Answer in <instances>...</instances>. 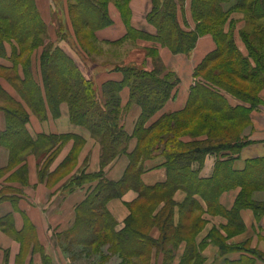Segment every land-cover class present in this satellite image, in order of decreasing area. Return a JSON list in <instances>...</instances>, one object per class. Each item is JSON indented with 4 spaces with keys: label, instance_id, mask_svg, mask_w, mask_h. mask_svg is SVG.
<instances>
[{
    "label": "trees",
    "instance_id": "obj_1",
    "mask_svg": "<svg viewBox=\"0 0 264 264\" xmlns=\"http://www.w3.org/2000/svg\"><path fill=\"white\" fill-rule=\"evenodd\" d=\"M74 1L75 4L81 3V6L86 8H84L86 17L82 19V25L84 30L90 31V36L98 41L95 31L111 23L108 12L109 0ZM183 1L152 0L153 5L148 20L157 28V34L153 36L154 40L168 46L174 53L188 54L195 47L199 36L210 33L216 40L217 48L197 67L195 71L197 82L191 89L185 109L175 113L174 116L170 115L172 118L183 117L182 120L181 118L175 120V128L170 126L171 129L169 128L168 131L165 129L157 136L151 135L150 131L171 117L163 115L150 126L146 127L145 124L172 96L178 77L159 64L160 60L155 50H150V54L156 60L152 70L137 63L101 61L88 49L84 50L86 55H89L87 62L98 72L117 70L123 74V80L108 81L103 84L102 91L99 92L92 78L84 73L62 46L56 45L52 48L53 45L49 46L50 43H47L48 48H45L40 56L42 77L40 84L34 78L31 65L33 46H39L38 42L41 41L34 38L43 31L36 1L10 0L7 5L0 3V20L8 21V25L17 31L12 33L17 41L14 45L10 43L12 47L10 54L5 46L6 39L1 37L3 35L0 33V57L12 62L11 66L0 63V69L17 68L16 77L10 80L22 84L20 89L15 83L22 98L38 112L44 109L43 93L54 109L61 102L67 101L72 121L87 127L101 143V162L104 167L120 154L129 156L130 163L119 181L108 179L103 169L94 174L83 172L78 176L80 182L89 180L97 181V184L79 204L75 225L69 231V235L78 243L90 246L96 242L114 245L124 254L125 259L140 252L145 254L147 248L158 244L149 231L143 232L139 222L140 217L148 219L152 227L157 225L163 230L164 242L167 240L170 241L169 244L175 243V239H188L184 231L189 230L190 234L195 232L192 222L196 221V217L193 218L191 225L183 224L184 220H189L191 214L200 208L194 197L195 194H200L212 206L221 192L229 186L242 183L245 189L247 184L251 185L249 181L244 180L243 175L235 174L232 168L233 154L238 153L242 146L249 142L248 139L242 137L237 140L226 139L200 145L196 140L183 141L181 137L186 134L196 136L202 132L206 133L208 140H213L210 133L216 127H221V120L223 123L229 120L250 123V113L254 104L261 102L259 95L254 94V84L259 90L264 88V0H191L195 28L186 29L178 20L179 4L181 3L182 6ZM224 4L226 6L229 4L227 10L224 9ZM233 10H241L246 18V27L240 31V36L248 48L247 56L237 47L234 35L224 29V24ZM149 36L135 28H130L127 35L132 39ZM64 39V35L59 36L60 41ZM30 41L37 43L28 46ZM23 44L30 53L19 67V62H16L15 58L23 55L25 50L22 48ZM251 60L255 62V67L251 64ZM246 67L249 70L243 71L242 69ZM213 68L217 71V75L215 74V78L211 79L208 74ZM227 77L233 81H228ZM123 86H129L131 102L142 107V114L133 134L137 137L138 143L131 152L128 151L131 136L122 124L124 109L121 106L120 93ZM223 89H227L232 96L249 106L232 105ZM5 92L0 84V95H5L3 98L8 103L19 107L1 106L6 113L8 124L2 135V143L10 149L12 162L22 161L24 152L33 142L26 128L29 115L20 101H15ZM226 99L229 107L225 105ZM190 118L193 124H184L183 121ZM181 129L182 133L176 135ZM208 153L220 154L221 158L216 162L214 175L206 179L199 176V170L193 168V163L203 162ZM226 155L229 157L222 159ZM158 156L165 158L164 165L167 168L168 178L162 183L146 185L141 177L145 171V162ZM128 188L135 189L138 198L129 205L131 213L126 219L125 227L116 231V220L110 214L107 202L121 196ZM180 188L187 191V198L180 205V209L185 213L180 224L174 227L173 211L176 202L173 196ZM166 199L170 202L169 213L160 225L159 214L167 204ZM156 201L165 202L157 213L154 210L160 202ZM243 204L252 206L257 212H264V207H257L258 205L253 201L238 202L239 206ZM196 229L197 233L199 229Z\"/></svg>",
    "mask_w": 264,
    "mask_h": 264
},
{
    "label": "crops",
    "instance_id": "obj_2",
    "mask_svg": "<svg viewBox=\"0 0 264 264\" xmlns=\"http://www.w3.org/2000/svg\"><path fill=\"white\" fill-rule=\"evenodd\" d=\"M35 1L43 18L47 9L50 14L51 5L55 3V0ZM46 2L48 8L44 5ZM61 3L64 6L67 0H61ZM152 5V0H126L122 9L115 2H109L111 23L95 31L98 42L107 45L105 52L110 60L137 63L152 70L156 60L150 50H155L159 64L166 71L177 75L178 83L172 96L147 120L146 127L163 115L185 109L191 89L197 82V67L217 48L216 40L210 33L199 36L195 47L188 54L174 53L168 46L160 44L153 37L157 34V28L148 20ZM185 14L189 19L187 10ZM130 28L150 36L128 38ZM63 41L66 42L65 39L61 40L60 46L82 69L76 56L71 53L72 49L67 50L62 45ZM239 46L242 48V45ZM6 49L10 54L11 45H7ZM0 63L12 65L11 61L3 57H0ZM32 72L42 84L37 56L33 58ZM111 80L121 81L123 74L117 70H103L94 78L98 87ZM0 84L28 111L26 128L33 140L23 160L12 162L10 149L2 143V135L8 124L5 111L0 109V264H70V258L63 250L64 242L61 239L58 241V238L75 225L79 204L97 184V181L89 180L80 182L78 176L83 172L94 174L103 169L108 179L119 181L130 163L129 156L120 154L104 167L100 143L87 127L72 121L66 101L54 109L43 93L44 109L38 112L29 106L13 86L3 80H0ZM261 98L264 101V92ZM120 100L124 109L122 124L131 136L128 144V151L131 152L138 143L133 134L142 107L131 102L129 86H123ZM231 104L249 106L233 96ZM243 134L249 142L233 154L232 168L238 176L243 175L245 181H251L254 190L249 197L240 198L245 191L242 183H235L222 191L213 206L200 194H195L200 204L196 211L200 212L198 216L204 221L201 229L192 240L180 238L169 244L170 241L164 242L161 228L153 226L149 234L158 244L153 246L149 254H144L148 255L149 264H264V212H257L250 205H238V202L253 201L257 207H264V106L251 110L250 123ZM181 139L191 141L192 137L182 136ZM220 158V154L208 153L203 162L195 161L193 168L199 170L200 177L210 178ZM164 161V156L146 160L145 171L141 176L144 184L154 185L167 180ZM137 198L138 192L128 188L121 196L107 202V208L116 220V231L125 227L131 213L129 205ZM173 198L176 202L174 227H177L182 221L180 205L186 200L187 191L180 188L175 191ZM193 218L191 214L187 222Z\"/></svg>",
    "mask_w": 264,
    "mask_h": 264
},
{
    "label": "rangeland",
    "instance_id": "obj_3",
    "mask_svg": "<svg viewBox=\"0 0 264 264\" xmlns=\"http://www.w3.org/2000/svg\"><path fill=\"white\" fill-rule=\"evenodd\" d=\"M125 1L126 0H109V2H115L116 4L120 5L122 7V9H123V4L125 3ZM8 2H10V0H3V1L0 0V3H2L4 5H7ZM109 2H108V4H109ZM44 5H46V7L48 8L47 2ZM81 5H82L81 3L75 4L74 0H67V4H65L63 6V4L61 3V0H55V3H53L51 5L50 14L48 12L49 9H47L46 16L44 18L41 14V10L38 7V9L40 11L39 13L41 15L40 21L42 23L43 31L38 33L39 35L34 38L37 41H39V40H41V41L38 42V44H40L39 46L35 47L32 45L33 49L31 52L32 53L31 65H33L34 56H37L39 58V66H40V71H41V58H40V56L42 55L43 50L45 48H48L47 43H50L49 46L53 45L52 48H54L56 45H60L59 44L60 43L59 36L64 35L66 42H64V41L61 42L62 45L65 48H67V50H70V48L72 49L71 53L73 54V56H76V60L82 66L84 73L88 77L92 78V80L94 81V78L98 73V70L96 68H94V66H90L91 64L87 62L89 55H86V52L84 50L88 49L90 51V53H93V56L95 58H97L101 61H103V60L106 61V60H110V59L107 57L108 56L107 52H105L107 45L96 41L93 36H90V31L88 32V30H86V29H85L86 31L84 30V27L82 25V19H84L86 17L85 16L86 13L84 10L85 7L83 8V6H81ZM228 5L229 4H227V6H226V4H224V6H225L224 9L227 10ZM256 8H257V6H255L254 9H256ZM186 10L189 13V19H187V17H186V14H185ZM88 11H90V10H88ZM178 20L181 23L182 27H184L185 29L188 27L195 28V21L193 19L192 11H191V0H184L182 6H181V3L179 4ZM8 24H9L8 21L0 20V33L3 35L1 37H4V39H6L5 46L11 45L10 43H12L14 45V43H16V41H17L12 36V33H17L16 29H12ZM245 27H246V18H245L244 14L241 10H233L230 13V17L228 18L227 22L224 24V29L229 34L234 35L237 47L241 50V52L244 55L247 56L249 54L248 48L240 36V31L242 29H244ZM7 37H9V38H7ZM11 37H13L14 39ZM32 41H30L28 43V46H31L30 44H34V42H32ZM37 41H35V44L37 43ZM239 45H242V48ZM25 46L26 45H24V44L22 45V48H25L24 52L22 51L23 55L19 58H15L16 59L15 61L19 62L18 63L19 67H21L20 63L22 61H25V59H27V57H28V54L30 53L26 49ZM104 53H105V55H104ZM85 57H86V59H85ZM9 61H11V60H9ZM110 61L119 62V60H110ZM251 64L254 65V67L256 65L253 60H251ZM243 67H245V65ZM16 69H17L16 67H15V69H13V68L12 69L11 68L0 69V80L6 81L9 85L13 86L14 89L19 93V91L17 89L19 87L21 89L22 84L11 81L12 78L16 77V72H17ZM242 70L248 71L249 69H248V67H246ZM99 72H101V71H99ZM215 74L217 75V71L213 68V69L209 70L208 76L212 79L213 77L215 78ZM217 77L220 78L221 76H217ZM254 77H255V75H254ZM227 78H228V81L232 80L230 77H227ZM239 81H240V79H239ZM243 82H245V81H243ZM15 83L19 87H17ZM232 84L235 85L234 83H232ZM95 85H96V82H95ZM96 87H98V86H96ZM234 88H235V86H234ZM227 89H223V90L228 97L229 103H231L232 95H231L230 91H228ZM98 90H99V92H101L102 86L98 87ZM258 90H259V88L254 84V94H256V95L258 94L260 97L259 99L261 101L260 103L254 104V108L259 107V106H264V101L261 100L262 99L261 93L264 92V88H261L259 91ZM21 92H22V90H21ZM19 94L21 96V93H19ZM7 95H8V93H7ZM4 96L0 95V97L3 99V100L0 99V109L3 110V108H1L2 105H6V106H10V107H14V106L19 107L16 104L8 103L3 98ZM229 98H231V99H229ZM233 98H236V97L233 96ZM228 100L226 99V102H227L225 104L226 107H229L228 106L229 105ZM15 101H17V100L15 99ZM123 115H124V110L122 112V119H123ZM171 115L174 116V114H171ZM167 116L171 117V119H167L164 122H162V124H160L159 126H156L152 131H150L151 135L157 136L162 131H164L165 129H167V131H168L170 126L175 128V124H174L175 120H179L181 118V117L172 118V116H170V115H167ZM182 118L180 120H182ZM183 122H184V124H187V125H188V123H189V125L193 124V120L191 118L185 119ZM220 125H221V127H216L215 130H213L210 133L211 137H213V140H208L206 133H202V132L199 134H196V136H193V135L190 136L187 134L184 136L192 137V140H196L197 143L200 145H206V144H210L212 142L215 143V142H219V141L226 140V139L237 140V139H241L242 137H244V134H243L244 130L249 126V123H246L245 121L241 122V121H233V120H229L228 122L223 123V121L221 120ZM182 129H183V127H182ZM182 129L179 132L174 130L175 133L177 132L176 135L179 133H182V131H183ZM174 131H172V132H174ZM92 136L94 138H96V136H94L93 133H92ZM96 139L98 140V138H96ZM98 142H99V140H98ZM100 145H101V143H100ZM256 182L257 181H254V183H256ZM259 182L261 183V181H259ZM259 182H258V184H259ZM249 183H251V181ZM229 188H230V186L228 187V189ZM253 190H254V187L252 185L247 184V187H245V191L243 192L242 197L240 196V198H244V197L248 198ZM166 200H167V204L164 206V209L161 210V213L159 214L158 224H160V225L162 224V222L165 220V217L169 213L168 208L170 207V202L168 201L169 199H166ZM164 201H162V202L156 201L157 203H159V202L160 203H159V205L157 204V207L155 208L154 212L158 209V207H160L161 204H165ZM213 205H214V203L212 204V206ZM182 212L185 213L184 210ZM198 213H200V212L195 210V214H192L194 217H196V221L198 223L195 221L196 224H194L195 222H192L193 220L191 219V222L195 226V232L193 231L191 234H190L189 230H186L183 232L184 235L186 237H188V240H192L194 238L195 233L197 231L196 228H198L200 230L203 223H204V221L199 218ZM139 222L141 224L143 232H148L152 228V226L150 225V221H148V219L145 220L144 217H140ZM191 222L189 221V223H188L187 220H184L183 224L184 225H187V224L191 225ZM178 235H180V234H178ZM60 239L64 242V243H62L63 244V250L69 256L70 261H68V262L70 264H149V262H150L148 257H147L148 255L145 256L143 252H140V254H137L134 256H130V257H128V259H125L123 256L124 254L121 253L120 250H118L116 248V246L111 245L109 243L102 244V243L96 242L90 246V245H87L84 243L75 242L76 239L74 240V237L73 236L71 237L69 235V232H67L65 235L59 237L58 241ZM152 249H153L152 246L147 248L145 254H149Z\"/></svg>",
    "mask_w": 264,
    "mask_h": 264
}]
</instances>
